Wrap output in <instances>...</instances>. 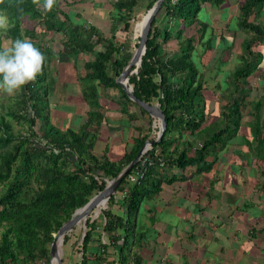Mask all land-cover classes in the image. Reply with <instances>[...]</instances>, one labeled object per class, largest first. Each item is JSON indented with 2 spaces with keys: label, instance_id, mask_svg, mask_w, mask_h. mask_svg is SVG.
Returning a JSON list of instances; mask_svg holds the SVG:
<instances>
[{
  "label": "trees",
  "instance_id": "16d2710c",
  "mask_svg": "<svg viewBox=\"0 0 264 264\" xmlns=\"http://www.w3.org/2000/svg\"><path fill=\"white\" fill-rule=\"evenodd\" d=\"M64 1L79 5L86 0ZM88 1L93 3L95 0ZM109 1L107 32L89 24L77 10H60L54 6L51 11L44 12L33 0H3L0 3V14L9 21L8 31L0 33V49L3 48L2 38H8L10 42L27 38L45 56L42 74L16 93L12 106L0 112V264H48L53 233L76 208L102 190L107 179L116 176L144 144L150 131L152 117L135 105L115 82L131 52L124 41L116 43L113 40L114 32L119 24H122L123 31L128 32L138 0ZM154 1L146 3V10ZM223 1L213 0L215 4ZM204 2L210 0H162L150 23L140 63L127 78L134 96L149 104L156 102L164 116L165 129L160 139L151 144L152 148L158 150L165 164L179 168L194 166L195 171L210 168L217 153L235 135L244 104L242 99L234 96L229 104L223 105L220 119L204 125L209 108L203 94L206 86L201 78V63L196 58L194 46L206 32L207 25L199 16ZM262 5L264 0H241L237 4L234 31L250 35V38L243 37L241 42L247 54H250L251 44H257L264 38V20H258ZM24 21H34L42 31L60 34L63 37L61 46L53 51L42 44L35 38L34 26H22ZM161 21V26L156 25ZM188 27H195V32H186ZM209 33L202 43L208 50L207 56L211 49L221 48L220 42L212 43L213 28H209ZM98 44L101 49H95ZM164 47H171V50L164 52ZM79 54L90 55L83 61L86 71L81 77L77 76L82 82L85 118L77 129H62L50 121L49 99L57 81V75L50 71V63L53 58H68L77 70ZM245 57H242V64L232 71L233 80L243 81L256 66L257 61L251 64ZM85 79L96 80V85L106 91L104 95L118 106L127 126L138 133L129 149L117 159L96 158L91 153L95 134L94 128L89 127L97 128L103 115L95 84L84 85ZM232 82L234 94L240 86ZM224 87L230 89V82L227 86L224 82ZM109 88H116L117 95H109ZM129 106L135 110L129 111ZM258 107L259 103H256V112ZM136 110L141 116H146L144 123H136L139 120ZM10 118L19 124L26 123V132L13 133ZM134 123L136 125H131ZM156 126L151 128L154 133L148 140L156 137ZM144 127L149 129L142 134ZM210 127L213 128L210 135L202 139L199 147L193 146L194 137L205 132L209 134ZM252 129L258 130L257 119L252 123ZM207 156H212V159L207 161ZM159 169L157 165L149 166L142 179L128 184L125 183L126 174L132 170L131 166L107 200L109 204H115L116 209H101L102 223L97 218L86 217L85 230L77 246L80 252L78 264H142L141 257L132 251V246L140 243L146 234L140 228L135 229V217L143 200L158 192ZM124 183L126 193L115 199V192L122 190ZM100 231L107 242L102 241ZM68 238V233H65L63 243ZM109 247L112 251H108Z\"/></svg>",
  "mask_w": 264,
  "mask_h": 264
},
{
  "label": "crops",
  "instance_id": "0c3cea01",
  "mask_svg": "<svg viewBox=\"0 0 264 264\" xmlns=\"http://www.w3.org/2000/svg\"><path fill=\"white\" fill-rule=\"evenodd\" d=\"M95 1L81 3L77 11L89 24L97 27L95 19H107L111 6L108 5L109 0H103L107 5L103 1ZM239 1L204 2L199 16L209 28L213 26L214 33L223 31L231 35L236 29ZM258 13V20L263 21L264 5ZM214 14L221 15L222 24L218 23L220 19L214 21ZM220 27L225 30H220ZM236 35L245 37L241 31H236ZM242 38L238 50L235 47L224 50L226 59L236 58L234 67L237 61L242 64V57L248 55L241 46ZM249 51L256 53L259 59H254L256 66L245 78L256 76L254 85L256 88L261 86L263 92L259 96L242 99L241 112L247 107L245 111L248 113L241 114V122L247 120L249 124L246 127L239 125L240 132L236 130L207 170L195 171L194 166L179 168L170 164L159 169L160 188L143 200L135 217V229L140 228L146 234L140 243L132 246V251L141 257L142 264H259L264 257V38L257 44H251ZM84 55L77 56V64L80 56ZM50 66L57 74L56 86L49 99L50 121L62 129L72 123L75 127L69 128L77 129L85 118L86 104L77 79L84 73L75 70L68 58H56L54 65L51 60ZM69 68L76 78L73 91L65 86ZM82 70L84 72V68ZM94 84L103 117L97 128L89 127L94 128L95 134L91 153L96 158L117 159L129 149L138 133L127 126L118 106H113L105 96L106 91L96 82ZM84 85L91 86L92 83L84 81ZM246 87L252 85L246 81ZM107 92L109 95L113 93L111 88ZM256 103H259L257 112ZM58 107L63 110L58 112ZM128 109L132 111L134 107L129 106ZM137 114L139 120L136 123L144 122V116L138 111ZM256 119L258 130L252 129ZM150 127H153L152 122ZM151 128L145 140L154 133ZM148 129L144 127L142 134ZM211 159L212 156L206 157L207 161Z\"/></svg>",
  "mask_w": 264,
  "mask_h": 264
},
{
  "label": "rangeland",
  "instance_id": "374dc122",
  "mask_svg": "<svg viewBox=\"0 0 264 264\" xmlns=\"http://www.w3.org/2000/svg\"><path fill=\"white\" fill-rule=\"evenodd\" d=\"M102 1L103 0H98V1H95V3L102 2ZM148 1L149 0H138V5L134 7L133 12H132L133 19L130 20V27L128 28V32H125L122 30V24H119L118 29L114 32V39L113 40L116 43L124 41L127 44L131 54L134 51L136 44L138 42V39H139L138 33H139V28H140V21L146 12V3ZM86 2H89V1L86 0ZM102 3L106 4L105 1H103ZM79 5H71V3H68L64 0H56V4L54 6L60 10L63 9V10H68V11L69 10L75 11V10H78ZM108 5H109V2H108ZM202 6H204V5H202ZM85 7L86 6H84L83 9H85ZM107 15H108V13H107ZM160 15H161V13H159V16ZM209 15H212V14L210 13ZM214 16L216 18L214 21L216 22L218 19H220V21L218 23L222 24L221 15L218 16V14H214ZM199 19H200V17H199ZM162 23H163V21L156 23V25L161 26ZM95 25L98 27V29L100 31L107 32L108 31V25H109L108 17H107V19L106 18H101V19L96 18L95 19ZM22 26L29 27V28L31 26H34L35 31L37 32L36 33L37 36L35 38L38 39L42 44L47 45L53 51L54 50L56 51V49L61 46V41H62L63 37L60 34L42 31L43 29L41 28V26L38 25V23H36L34 21L33 22H25L24 21V22H22ZM212 28H213V26H212ZM221 29L225 30L223 27H220V30ZM205 30H206V32L204 33V36L200 40L198 39V41H196L194 46H195V51L197 53L196 58L199 59V64L201 63L200 64L201 65V71H202V77L201 78L204 80V85L206 86V87H204L205 90L203 91V94H204V98H205V103L207 104L209 111L205 114L207 122L204 125H208L211 122H214L215 120L220 119L219 113L223 109V105L229 104L234 96L238 99H246V98H249L253 95L255 97L257 95L259 96L263 92H262L261 86L259 88H256L257 86L254 85V84H256V81H257V77L254 75L249 76L248 78H244L243 81L242 80L240 81V79L237 81L233 80L232 71L234 69H236L235 68L236 66L234 67L236 58L233 57L232 59H230V58L226 59L227 57L222 52V49H224V47H227L226 50H230L231 47L233 49L235 47L238 50L239 49L238 43L240 42L242 37H240L239 35H236V31H234L233 34H231V35L225 34L223 31H221V33L222 32L224 33L222 35L215 33L214 38H212V41H213L212 43L216 44V43L220 42L221 48L211 49L208 56H207L208 50L207 49L205 50L206 46L202 45V43L204 42V39H206V37H208L210 34L209 33V27L207 26ZM186 32L194 33L195 27H188ZM210 37H211V35H210ZM245 37L250 38V35L245 33ZM10 44H11L10 39L2 38V41H1L2 47L9 46ZM101 48L102 47L99 44L95 46V49H101ZM169 48L171 50V47H168V48L164 47L162 49V51L168 52ZM89 56L90 55H84L85 59L88 58ZM84 57L81 58V56H80V60L78 61V64H77L78 65L77 69L79 70L80 73H84L86 71V70H84V72H83V70H82V68H83L82 61L84 60ZM255 58L257 59L258 57H256V53H252V52H250V54H248L245 57V59H248L247 61L251 64ZM55 60H56V58H53L52 65L55 64ZM237 63L239 64V61H237ZM216 67H218L220 69H218ZM241 67H242V65H241ZM50 71H51V73L57 75L55 73V71H53V67L52 68L50 67ZM68 78L69 79H67L65 81V83H66L65 86H66V88L69 89V91L70 90L73 91V90H75L74 82H76V78L72 74V71L70 68L68 69ZM67 81H69V82H67ZM71 81H73V82H71ZM84 81H86L88 83H95L96 82L95 79H93V80L85 79ZM232 81L237 82V84L239 83V86H240V90L234 94H232V91H231L232 85L234 84ZM246 81L249 84H251L252 87H249V88L246 87ZM224 82H227V83L230 82L231 88L230 89L225 88ZM81 83H79V84H81ZM111 91L113 92L112 93L113 96H116L118 93L116 88H111ZM15 95L9 96L5 93H0V112L4 111L8 106H12L15 103V100L13 99V97ZM51 100L53 101V99H51ZM151 104L155 105L156 102H152ZM113 106H116V105L113 103ZM245 109H247V107H244V109H243L242 114H244V115L246 113H248V111H245ZM56 110L58 112H61L63 109L61 107H58V108H56ZM137 111H139V110H137ZM142 120L145 121L144 117L142 118ZM151 121H152V125L153 126L157 125L156 127L158 128L157 120L152 118ZM227 121L229 122L228 119H227ZM10 122L12 125L13 133H16V132L25 133L26 132V130H27L26 123L19 124L16 122V120H13L12 118H10ZM142 123H144V122H142ZM247 124H249V121L242 120L240 126H245ZM263 124H264V122H263ZM68 127H75V126H73L71 123V125H69ZM34 129L36 130V128H34ZM212 129H213L212 127L209 128V134L205 132L200 137L196 136L193 139V146L199 147L202 139L207 138L210 135ZM236 130H237V132L238 131L240 132L241 129H240V127H238ZM157 132H158V129L155 132L156 138H157ZM231 141H234V140H231ZM179 143H180V141H179ZM181 146L182 145H180L179 148H181ZM254 156H255V154H254ZM1 190H2V188L0 185V192H1ZM108 207H110L112 210L116 209L115 204H109L108 201L106 203L102 202L101 205L99 204L95 208V210L89 214V217L90 218H97V220L102 223L103 219L100 216V210L106 209ZM84 228H85L84 227V221H80L79 223L75 224V226L72 228L71 231L68 232V235H69L68 240L64 243L62 241V244L60 246L62 264H78V261L80 260V252H78L77 246L80 243V235L85 230ZM100 234H101L102 241L107 242L108 239L106 238V236L104 234H102L101 231H100ZM108 251H112L111 247L108 248ZM107 258L110 259L111 256H108Z\"/></svg>",
  "mask_w": 264,
  "mask_h": 264
},
{
  "label": "water",
  "instance_id": "95a60500",
  "mask_svg": "<svg viewBox=\"0 0 264 264\" xmlns=\"http://www.w3.org/2000/svg\"><path fill=\"white\" fill-rule=\"evenodd\" d=\"M162 0H155L152 5L146 10L144 16L142 17L140 21V28L138 33V42L137 45L130 55L129 59L127 60L126 64L122 67L121 72L117 75L115 78V82L121 87V89L125 92L127 97L139 108L145 110L147 114L157 120L158 122V132H157V138L155 140H145V142L152 144L154 142H157L164 129H165V121L164 116L161 112V110L154 104H149L144 101L139 100L137 97L134 96L132 93V87L127 83L128 75L135 71V68L140 63L141 55L145 51V43L148 35V31L150 28V23L159 9L161 5ZM132 67H134L132 69ZM144 142V143H145ZM143 148V145L139 148V150L135 153V155L132 157V159L124 166L122 167L116 176H114L111 179H107L105 182V186L102 190L98 191L94 195H92L84 204H82L80 207L76 208L69 218H67L57 229L55 233L52 235V240L49 245L48 250V264H62L61 261V250L60 246L62 244V238L65 233H68L72 230V228L75 226V224L79 223L80 221H85L86 217L95 210V208L99 205L101 200H104L107 202L108 198L111 194L114 193L116 187L120 183L121 179L125 176L126 172L133 166ZM52 258H55L54 263H52Z\"/></svg>",
  "mask_w": 264,
  "mask_h": 264
},
{
  "label": "clouds",
  "instance_id": "9594fccd",
  "mask_svg": "<svg viewBox=\"0 0 264 264\" xmlns=\"http://www.w3.org/2000/svg\"><path fill=\"white\" fill-rule=\"evenodd\" d=\"M3 3V0H0ZM44 12L52 10L56 0H33ZM9 29L8 18L0 14V33ZM44 54L25 39H16L0 49V93L9 96L18 93L26 84L33 83L43 72Z\"/></svg>",
  "mask_w": 264,
  "mask_h": 264
},
{
  "label": "built area",
  "instance_id": "2783aa9c",
  "mask_svg": "<svg viewBox=\"0 0 264 264\" xmlns=\"http://www.w3.org/2000/svg\"><path fill=\"white\" fill-rule=\"evenodd\" d=\"M148 151H151L152 155L151 153H148ZM165 163L166 162L164 158L162 157L161 154L158 153V150L156 148H152L151 144L145 142L143 144V148L135 165H133L132 170L126 174L125 183L131 184L133 182H138V180L143 178V175L147 167L152 165H157L158 167L161 168L166 165ZM125 183L122 190H118L115 192L114 194L115 199H117L118 197H122L126 193L127 186L125 185ZM259 264H264V257L260 259Z\"/></svg>",
  "mask_w": 264,
  "mask_h": 264
},
{
  "label": "bare ground",
  "instance_id": "6f19581e",
  "mask_svg": "<svg viewBox=\"0 0 264 264\" xmlns=\"http://www.w3.org/2000/svg\"><path fill=\"white\" fill-rule=\"evenodd\" d=\"M102 202H105V201L104 200H101L99 204H102ZM54 261H55V258H52V263H54Z\"/></svg>",
  "mask_w": 264,
  "mask_h": 264
}]
</instances>
